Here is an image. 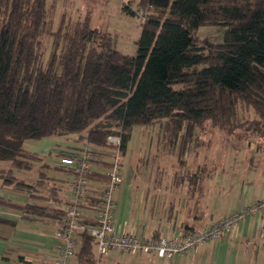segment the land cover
<instances>
[{
  "label": "trees",
  "instance_id": "16d2710c",
  "mask_svg": "<svg viewBox=\"0 0 264 264\" xmlns=\"http://www.w3.org/2000/svg\"><path fill=\"white\" fill-rule=\"evenodd\" d=\"M133 1H123L124 13L148 12L136 53L127 55L112 46L109 32L91 27L89 15L52 31L47 0H0V160L30 167L41 158L23 148L26 139L86 130L80 138L91 145L93 163L106 168L110 135L121 137L125 154L134 126L160 121L163 138L184 142L180 156L204 120L228 135H264V0H137V8ZM208 25L225 27L221 42L197 34ZM45 33L53 38L46 63ZM240 107L256 117L242 120ZM10 173L4 183L36 188ZM90 178L103 176L94 171ZM16 206L28 217L63 219L60 207ZM79 239L78 264H97L93 237L83 232Z\"/></svg>",
  "mask_w": 264,
  "mask_h": 264
},
{
  "label": "rangeland",
  "instance_id": "374dc122",
  "mask_svg": "<svg viewBox=\"0 0 264 264\" xmlns=\"http://www.w3.org/2000/svg\"><path fill=\"white\" fill-rule=\"evenodd\" d=\"M123 1L125 0H47L50 30L56 31L60 25L70 26L89 15L91 27L109 32L115 49L123 54L134 55L141 32V17L138 14L124 13L121 9ZM136 1H133L134 4H137ZM224 30L223 26H201L197 34L207 38L208 41L221 42ZM52 41L53 38L48 33L40 36L44 63L52 52ZM239 115L242 120L256 117L254 111L246 107L239 108ZM85 133L86 130L65 136L51 135L39 139H26L23 148L41 157L40 160L33 161L30 167L15 165L10 160H0V200H3L0 201L1 242L5 241L11 247V243L20 241L18 235L14 237L16 235L14 219L18 220V230L45 232L49 235L54 230L51 224L39 223L21 216V210L16 205H23L36 199L31 195V191L16 186L15 183H4L3 178H8V171L11 170L10 174L16 178V181L37 182L34 185L39 190L34 188L33 192L49 197L50 193L45 189L50 186L52 181L50 177L61 180L59 184L69 179L65 172L55 167L59 162V148H67L72 144L81 147L85 140L81 139L80 135ZM163 137V121L146 126H134L121 167L123 183H134V187H136L135 183L142 187L146 186L154 180L156 169L159 168V173L164 178L187 174V180L190 179L188 183L194 184L211 171L214 177L212 180L209 179L207 184L222 186L220 193L223 195L227 192L235 194L234 191L237 190L238 195L236 194L234 200L251 201L254 198L252 192L256 190L263 192L264 135L243 129L228 135L210 120H204L195 127L193 136L185 145V154L181 156L179 150L184 142L180 138L172 142ZM103 151L112 153L110 148H104ZM44 163L48 166H43ZM43 173L45 176L42 175ZM52 205L57 204L54 202ZM5 219L10 221H2ZM258 243L261 245L260 248L256 246L255 251L252 252L251 249L247 255H242L244 258L238 261L239 264H253L254 258L250 263L252 254L257 256V264H262L264 240H259ZM3 254L0 250V260ZM94 255L97 256L95 246ZM115 263L112 258L106 262L102 259L99 264ZM122 264L128 263L122 260Z\"/></svg>",
  "mask_w": 264,
  "mask_h": 264
},
{
  "label": "crops",
  "instance_id": "0c3cea01",
  "mask_svg": "<svg viewBox=\"0 0 264 264\" xmlns=\"http://www.w3.org/2000/svg\"><path fill=\"white\" fill-rule=\"evenodd\" d=\"M77 148V145L72 144L67 148H59L58 153L71 152ZM55 167L65 172L69 179L59 184L61 180L50 177L52 180L50 186L45 189L50 196L43 197V195L32 192L31 195L36 200L27 203L54 206L52 204L56 202V207L59 205L62 209L65 207L69 199V182L72 174L59 162ZM159 172L157 168L154 180L143 187L136 183L134 187V183H123L121 180L115 192L117 201L115 225L120 231L146 237H171L200 229L264 197V189L262 193L259 190L252 192L254 198L245 202L234 200V197L238 195L237 190L234 191L235 194L227 192L223 195L220 193L222 186L207 184L209 179L212 180L214 177L211 171L194 184L188 183L187 174L164 178ZM42 175L45 176L44 173ZM92 184L94 187L98 186L96 181ZM85 212L91 216L90 218H94L92 217L94 211L86 209ZM21 216L39 223L51 224L54 227L53 233L49 235L45 232L34 233L29 230H18V220L14 219V233L16 234L14 237L18 235L20 241L11 243V247L5 241H0V250L4 253L0 264H51L57 255L58 239L54 236V232L59 227V220ZM262 226H264V211L246 216L229 233L211 239L187 254L165 259L150 253L131 254L109 251L100 257L97 264L102 259L106 262L112 258L117 264H122V260L128 264H239L238 261L243 260V256L247 255L251 249L253 252L256 246L260 248L261 245H258V242L264 240L261 235ZM252 258H254L253 264H257V256L252 254L250 263ZM68 264H78L76 257H71Z\"/></svg>",
  "mask_w": 264,
  "mask_h": 264
},
{
  "label": "built area",
  "instance_id": "2783aa9c",
  "mask_svg": "<svg viewBox=\"0 0 264 264\" xmlns=\"http://www.w3.org/2000/svg\"><path fill=\"white\" fill-rule=\"evenodd\" d=\"M131 6L137 8L133 2ZM137 12L141 19H145L148 10L139 8ZM107 142L112 153L110 164L106 168L96 169L92 147L87 143L74 149L71 154L59 156V164L72 172V178L69 182V199L63 208V219L54 232V236L58 239L57 255L51 264H68L70 258L76 254L80 243L79 237L83 232L93 237L97 262L109 251L150 253L169 259L176 255L187 254L207 241L229 233L246 216L264 211V197H262L253 204L244 206L200 229L171 237H146L120 231L115 225L117 208L115 192L122 180L121 167L124 154L120 148L119 135H110ZM94 171L101 173L103 178H90ZM93 181L97 182V187L93 186ZM90 200L93 204H89ZM86 209L94 211L92 223L85 221V216L88 215ZM261 235L264 238V226Z\"/></svg>",
  "mask_w": 264,
  "mask_h": 264
}]
</instances>
